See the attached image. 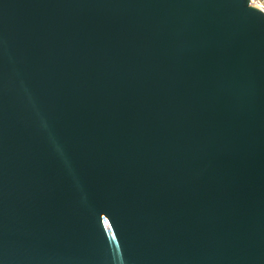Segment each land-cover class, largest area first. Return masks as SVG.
Listing matches in <instances>:
<instances>
[{"label":"water","instance_id":"95a60500","mask_svg":"<svg viewBox=\"0 0 264 264\" xmlns=\"http://www.w3.org/2000/svg\"><path fill=\"white\" fill-rule=\"evenodd\" d=\"M0 264H264V13L0 0Z\"/></svg>","mask_w":264,"mask_h":264},{"label":"built area","instance_id":"2783aa9c","mask_svg":"<svg viewBox=\"0 0 264 264\" xmlns=\"http://www.w3.org/2000/svg\"><path fill=\"white\" fill-rule=\"evenodd\" d=\"M249 5L264 13V0H249Z\"/></svg>","mask_w":264,"mask_h":264}]
</instances>
